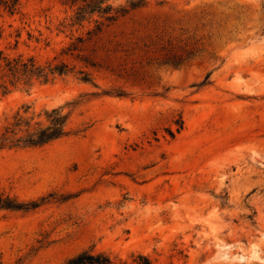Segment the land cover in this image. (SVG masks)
<instances>
[{
  "label": "rangeland",
  "instance_id": "obj_1",
  "mask_svg": "<svg viewBox=\"0 0 264 264\" xmlns=\"http://www.w3.org/2000/svg\"><path fill=\"white\" fill-rule=\"evenodd\" d=\"M144 2L68 53L62 0L0 8L3 55L69 68L0 89V133L67 115L0 148V193L38 203L0 208V264H264V0Z\"/></svg>",
  "mask_w": 264,
  "mask_h": 264
},
{
  "label": "trees",
  "instance_id": "obj_2",
  "mask_svg": "<svg viewBox=\"0 0 264 264\" xmlns=\"http://www.w3.org/2000/svg\"><path fill=\"white\" fill-rule=\"evenodd\" d=\"M68 7L70 13L59 22L58 32L70 33L72 39L74 33H78L73 41L65 48L64 53L77 49L78 44L90 41L103 32L120 16L125 15L129 10L141 7L144 0H128L125 5L114 7L110 0H62ZM0 8L9 14L19 11L20 0H0ZM181 56H173L167 61L177 64L182 61ZM90 66H95L94 62L84 59ZM69 68L66 64L47 63L44 66L37 65L33 58L23 59L18 56L10 58L0 51V89L2 93L8 91V85H14L19 80L28 82L32 78L47 82L53 75L66 74ZM81 79L89 80V73L78 71ZM47 125L42 126L36 123L35 127H30L29 120L22 116L15 117L13 123L6 126L0 133V148L18 146H41L53 139L65 134L64 126L67 115L60 113L58 109L46 112ZM38 206L37 202L19 203L14 198L3 196L0 193V208L11 210H29ZM135 264H152L151 260L142 254H138L134 259ZM110 258L103 254H93L89 251H82L65 264H110Z\"/></svg>",
  "mask_w": 264,
  "mask_h": 264
}]
</instances>
